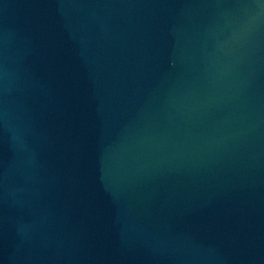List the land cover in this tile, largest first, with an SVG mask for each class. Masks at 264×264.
I'll return each mask as SVG.
<instances>
[{"label":"water","instance_id":"water-1","mask_svg":"<svg viewBox=\"0 0 264 264\" xmlns=\"http://www.w3.org/2000/svg\"><path fill=\"white\" fill-rule=\"evenodd\" d=\"M0 264H264V0H0Z\"/></svg>","mask_w":264,"mask_h":264}]
</instances>
